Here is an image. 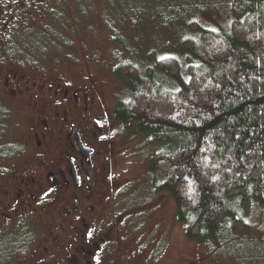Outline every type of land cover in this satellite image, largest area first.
I'll return each mask as SVG.
<instances>
[{
    "label": "flooded vegetation",
    "instance_id": "af4514ba",
    "mask_svg": "<svg viewBox=\"0 0 264 264\" xmlns=\"http://www.w3.org/2000/svg\"><path fill=\"white\" fill-rule=\"evenodd\" d=\"M50 3L0 0V264H130L143 237L126 244L111 184L114 109L84 76L38 78L22 38Z\"/></svg>",
    "mask_w": 264,
    "mask_h": 264
},
{
    "label": "trees",
    "instance_id": "16d2710c",
    "mask_svg": "<svg viewBox=\"0 0 264 264\" xmlns=\"http://www.w3.org/2000/svg\"><path fill=\"white\" fill-rule=\"evenodd\" d=\"M228 31L198 30L182 80L174 58L156 62L169 92L130 64L114 76L129 96L113 118L154 148L146 161L154 195H168L185 239L211 245L224 223L245 233L252 204L264 210V0H226Z\"/></svg>",
    "mask_w": 264,
    "mask_h": 264
},
{
    "label": "rangeland",
    "instance_id": "374dc122",
    "mask_svg": "<svg viewBox=\"0 0 264 264\" xmlns=\"http://www.w3.org/2000/svg\"><path fill=\"white\" fill-rule=\"evenodd\" d=\"M50 4L47 16H36L22 35L34 51L38 78L84 76L95 84L106 110L129 96L113 74L117 65L130 64L141 75L150 71L160 87L176 91V82L159 73L156 62L174 58L182 80H187L193 60L185 43H197L196 29L228 31L232 18L226 0H51ZM113 130L116 174L111 184L135 227L126 244L133 248L143 237V251L133 255L130 264H264L262 208L252 204L241 236L233 235L226 222L211 245L187 241L172 199L154 195L150 186L146 161L154 148L143 137L124 133L120 125ZM153 253L157 257L146 262Z\"/></svg>",
    "mask_w": 264,
    "mask_h": 264
}]
</instances>
